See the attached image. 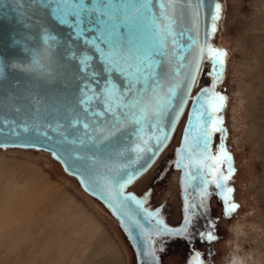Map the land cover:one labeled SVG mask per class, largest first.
I'll list each match as a JSON object with an SVG mask.
<instances>
[{
  "label": "rangeland",
  "instance_id": "1",
  "mask_svg": "<svg viewBox=\"0 0 264 264\" xmlns=\"http://www.w3.org/2000/svg\"><path fill=\"white\" fill-rule=\"evenodd\" d=\"M218 3L221 18L210 44L227 56L220 79L216 80L217 93L225 100L218 113L223 120L222 131L214 133L213 152L215 155L223 145L232 157L235 172L228 185L233 188L231 202L239 207L231 217L218 220V245L198 247L207 264H226L228 228L241 220L259 229L250 231L244 247L256 251L264 260V146L254 133L263 125L260 119L264 115L261 107L264 92L253 68L264 46L258 44L257 38L264 35V0H218ZM202 71L200 85L214 81L208 59ZM183 122L152 170L131 188L140 192L154 183L152 205L167 201L169 209L166 211L165 207L163 213L165 216V212L169 213L171 222L180 219L179 174L171 167L164 169L163 163L178 145ZM0 161L3 164L0 186L7 185V178L12 180L7 185L9 189L12 186L9 191L12 193L0 188V205L8 196L12 198V203L5 204L12 212L0 209V219L4 221L0 226V264H135L133 250L118 222L98 201L81 191L76 179L66 175L47 154L0 149ZM221 169L227 174L226 166ZM159 172L162 176L157 175ZM158 177L161 181H156ZM219 209L217 202L211 200L208 211L216 219L221 215ZM23 219L29 222L28 230L23 229L26 222L21 225ZM12 226L21 227L25 233L17 246L11 245L15 242L13 235L7 239ZM186 249L177 246L168 253L159 250L161 264H190L193 257Z\"/></svg>",
  "mask_w": 264,
  "mask_h": 264
},
{
  "label": "water",
  "instance_id": "2",
  "mask_svg": "<svg viewBox=\"0 0 264 264\" xmlns=\"http://www.w3.org/2000/svg\"><path fill=\"white\" fill-rule=\"evenodd\" d=\"M105 2L109 0H84L85 6L90 9ZM110 2L117 5L124 0H110ZM18 3L20 0H0V70H2L0 74V149L47 154L66 175L76 179L81 191L97 200L106 209L118 222L121 230L128 236L131 233L135 236L148 230L150 224L135 206H130L123 211L116 208L108 197L109 189L105 188L106 179L114 175L113 168L120 170L121 175L125 172H139L138 178L125 188V194L130 193L140 198L131 188L152 170L171 144L184 120L178 145L164 160L163 168L171 167L179 174L178 186L186 194L187 206L196 205L192 210L195 213L192 221H195L202 211L208 209L209 197L212 194L218 196L217 190L214 184L209 185V195L203 201L206 208L202 207L199 189L189 186L184 177V170L177 167L176 161L178 150L184 144L185 129L191 127L189 120L193 116L194 99L202 89H212L213 84H215L214 91L217 93L218 83L212 81L208 85H200L202 70L207 60L206 53L201 59L197 81L186 97L185 72L195 55L193 49L189 48L192 43L189 37L195 35V32L191 31L196 24L194 9L199 3V37L201 41L207 39L210 44L213 34L210 36L206 34L210 32L211 14L218 0H188L190 6L183 9L176 29L178 32H184L183 36L177 38L178 46L172 55L156 57L162 61V67L158 68V72L164 73L160 82L165 84V87L172 84H176L177 87L172 106L159 119L160 126L168 135L163 149L154 157L152 153H145L140 160H136L135 154L131 152V148L138 143L137 137L143 136L149 139L159 135L149 123L143 126H128L119 135L105 143L90 140L85 135L82 124L72 126L78 119L87 122L93 128L96 127V123L102 124L104 121L103 117H92L85 113L78 103L80 86L85 81L80 78L78 72V59H73L72 54L75 53L78 58L87 52L93 57L91 63L101 75L95 81L89 82L97 92L106 79L100 57L83 43V39H73L75 33L70 26L60 25L54 19L52 10L56 7L55 3L48 7H40L33 3V0H23L19 8ZM91 18L96 19L94 12ZM101 19L105 18L101 17ZM69 20L75 23L74 17H69ZM45 33L55 36L56 40L45 42ZM96 35L97 32L93 27V30L85 33V38L92 39ZM153 40L154 35L150 27L138 30L134 37V43L139 46H146ZM34 60H39L45 66L43 71L35 68L30 71L23 70L25 67L32 66ZM116 82L123 83L119 78H116ZM182 100L186 102L183 103L177 115V109L180 108ZM97 107L102 108V105ZM214 135L213 133L209 145L213 155ZM155 144L154 138L149 140V146L155 148ZM134 160L136 163L133 164ZM148 164L150 166L146 167ZM145 167L146 170L141 171ZM185 212L187 214V211ZM130 218L136 221L139 227L131 224Z\"/></svg>",
  "mask_w": 264,
  "mask_h": 264
},
{
  "label": "snow or ice",
  "instance_id": "3",
  "mask_svg": "<svg viewBox=\"0 0 264 264\" xmlns=\"http://www.w3.org/2000/svg\"><path fill=\"white\" fill-rule=\"evenodd\" d=\"M33 3L40 7H48L55 3L56 7L52 10L54 19L60 25L70 26L75 33L73 39H83V43L99 55L103 72L106 74V79L97 92L89 82L95 81L101 75L91 63L93 57L87 52L78 58L75 53L72 54L73 59H78V72L80 78L85 81L80 86L78 103L85 113L92 117L104 118L102 124L93 121L96 123L94 128L79 119L74 121L72 126L82 124L85 135L90 140L105 143L119 135L128 126H143L149 123L159 135L149 139L138 136V143L131 148V152L135 154L136 160L142 159L145 153L156 156L168 139L167 133L159 124V119L172 106L177 87L176 84L165 87V84L160 82L164 73L158 72V68L162 67V61L156 57L170 56L178 46L177 38L183 36L184 32H178L176 29L183 9L190 6L188 0H155V3L154 0H124L117 5L109 0L91 9L85 6L84 0H33ZM22 4L23 0H20L17 7H21ZM93 12L96 14L95 20L91 18ZM220 13L221 4L215 3L211 14L210 32L206 36L216 32L217 22L221 18ZM193 15L196 24L191 31H194L195 35L189 37L192 41L189 48L193 49L195 55L185 72L187 80L185 97L197 81L201 59L205 53L212 63L210 75L213 76L214 81L220 79L227 56L223 50L212 47L207 39L201 41L198 27L199 3ZM69 17H74L75 23H71ZM101 17L105 19L102 20ZM93 27L97 35L92 39L85 38V33L93 30ZM144 27H150L154 40L146 46H139L134 43V37L136 32ZM44 39L45 42L55 41L56 37L45 33ZM34 68L43 71L45 66L39 60H34L32 66L25 67L23 70L30 71ZM116 78L123 83L118 84ZM214 88L215 84L212 89H202L194 99L193 116L189 120L191 127L185 129L184 144L178 150L176 165L184 170V177L189 186L199 189L202 207L206 208L203 201L209 195V185L214 184L216 194L224 205L223 215L229 217L239 207L231 202L233 188L228 186V181L235 172L232 167V157L223 145L215 155L209 148L212 134L222 131L220 125L223 120L218 113L224 107L225 100V97L216 93ZM184 102L186 101H181L177 115ZM97 105H102V108H98ZM153 138L156 141L155 148L149 146V140ZM136 160L132 163H136ZM222 165L226 166L227 174L220 170ZM146 167L141 171L146 170ZM112 172L114 175L106 179L105 188L109 189L108 197L116 208L123 211L130 206H135L149 224L155 221L153 232L156 235H183L188 232V226L195 215L192 211L196 207L195 204L187 206L184 225L179 230L170 229L158 218V212L150 211L145 207L151 193H146L142 198H137L130 193L125 194V188L138 178L139 172H125L121 175V171L116 168H113ZM130 223L139 227L131 218ZM211 227H215L214 223ZM200 238L209 242L217 239L211 230L201 232ZM148 254L152 257V264H157L155 251ZM190 264H203V261L199 259V253H196Z\"/></svg>",
  "mask_w": 264,
  "mask_h": 264
},
{
  "label": "flooded vegetation",
  "instance_id": "4",
  "mask_svg": "<svg viewBox=\"0 0 264 264\" xmlns=\"http://www.w3.org/2000/svg\"><path fill=\"white\" fill-rule=\"evenodd\" d=\"M222 171V169H220ZM162 173H158L157 175L162 176ZM156 181H161L159 180V177L156 179ZM229 184V182H228ZM154 183L152 185H149L148 187H145L144 190L136 192L137 196L142 198L146 193H151V195L148 196L147 198V203L146 207L153 212H158L159 213V219L163 221L164 225H166L170 229H179L183 226L184 220H185V215H186V206L187 203L185 201L186 194L183 193L181 189H179V198L180 199V219L178 222H171L169 218V213H166V216L164 215V209L166 207V211L169 209L168 203L166 201L162 202L161 204L158 205H152V199L153 196L155 195L154 193ZM229 186V185H228ZM180 188V187H179ZM212 189V188H211ZM209 204H208V209L205 211H202L198 218L195 221H192V223L188 226V232L183 234V235H156L153 232V224L155 221H153V224L149 225L148 230H146L144 233L141 232L139 235H133L131 233L129 236L127 233H125L123 230L122 232L124 233L126 240L128 241L129 245L132 248V252L134 253L135 257V264H152V257L148 254L150 252L155 251V255L157 258V264H161V252L159 250H165L166 253H168L169 249L171 248H176L177 246L180 248H187L186 250L190 253L188 254L190 257L195 258L196 253H199V259L203 261V264H207L205 261V256L200 252L198 247H210L211 245H218L220 242V237L217 236V230H218V220L220 221L221 218H229L225 217L223 215V209L224 205L222 200L219 198V196L216 197V195L212 194L209 197ZM217 202V205L220 207V217L216 219L213 217V212L210 213V202L213 200ZM214 223L215 227L212 228L211 224ZM213 231L214 235L217 237V239L209 242L206 240H203L200 238V233L201 232H207V231ZM149 236L151 237L149 239ZM186 255V253H185ZM210 264V263H209Z\"/></svg>",
  "mask_w": 264,
  "mask_h": 264
},
{
  "label": "clouds",
  "instance_id": "5",
  "mask_svg": "<svg viewBox=\"0 0 264 264\" xmlns=\"http://www.w3.org/2000/svg\"><path fill=\"white\" fill-rule=\"evenodd\" d=\"M228 231L230 239L226 241V264H264L259 253L244 247L250 231H259L255 225L243 223L241 220L229 226Z\"/></svg>",
  "mask_w": 264,
  "mask_h": 264
},
{
  "label": "bare ground",
  "instance_id": "6",
  "mask_svg": "<svg viewBox=\"0 0 264 264\" xmlns=\"http://www.w3.org/2000/svg\"><path fill=\"white\" fill-rule=\"evenodd\" d=\"M261 37L262 38H264V35H261V36H259V37H257L258 39H259V42H258V44H260V43H262V44H264V39H263V41H261L260 42V39H261ZM261 51H262V54H259V55H257V57L255 58V62H254V65H253V68L254 69H256V71H255V79H256V81H258V86L261 88V90L264 92V46L263 47H261ZM257 86V87H258ZM262 107V113H264V106H261ZM260 120H262V122H263V125L261 126V127H259L258 128V130L257 131H254V133L255 134H257L263 141H262V144H260V145H262V146H264V115H263V117L260 119ZM1 163H2V161H0ZM3 164H0V180H2V172H1V167H3L2 166ZM11 176V175H10ZM11 178H7L6 180H5V182L7 181V185H8V183H10L11 181ZM4 182V183H5ZM0 184H1V181H0ZM14 184V183H13ZM5 186V184H3L2 186H0V188L2 189V191L3 192H5L6 191V193H7V191L9 192L10 190H12V186H11V188L9 189V187L8 186ZM13 186H15V185H13ZM16 187V186H15ZM13 189H15L14 187H13ZM36 190V189H35ZM14 191V190H13ZM15 192V191H14ZM34 192V191H33ZM9 193H12V191L11 192H9ZM32 193V192H31ZM4 194V193H3ZM14 194V193H13ZM11 195V194H10ZM37 195H39V194H37ZM14 196V195H13ZM8 197H10V196H8ZM6 198V200H5V202H2V204L0 205V209L2 210H4V209H6V212L7 213H9V212H12V208L11 207H8V206H6L5 204H9L11 201H12V198ZM16 197V196H15ZM27 197V196H26ZM14 200H15V198H14ZM97 201V200H96ZM12 203V202H11ZM7 204V205H8ZM12 205V204H11ZM10 206V205H9ZM26 214V213H25ZM7 219V218H6ZM7 223H10L11 224V221H10V219H7ZM3 220H1L0 219V226L3 224ZM23 222L25 223V225L23 224ZM22 224L21 225H24L25 227L23 228V229H25V230H28L29 228H30V226H29V222H28V220L27 219H23L22 220V222H21ZM31 223V222H30ZM13 224V223H12ZM11 226V225H10ZM18 229H13V226L10 228V230H8L7 232V234H8V236H7V239L9 240V239H11L10 238V236L11 235H13V240L15 241L14 242V244H11V245H15V246H17L19 243H21V241H23V239H24V232L23 231H21V227H17ZM24 230V231H25ZM18 242H17V241Z\"/></svg>",
  "mask_w": 264,
  "mask_h": 264
}]
</instances>
